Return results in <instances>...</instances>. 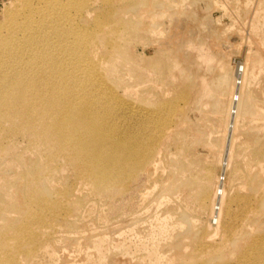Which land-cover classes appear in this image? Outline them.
Listing matches in <instances>:
<instances>
[{
    "label": "rangeland",
    "instance_id": "374dc122",
    "mask_svg": "<svg viewBox=\"0 0 264 264\" xmlns=\"http://www.w3.org/2000/svg\"><path fill=\"white\" fill-rule=\"evenodd\" d=\"M29 1L0 0V32ZM58 1L66 52L0 47V264H264V0ZM53 92L149 164L100 195L9 116Z\"/></svg>",
    "mask_w": 264,
    "mask_h": 264
},
{
    "label": "bare ground",
    "instance_id": "6f19581e",
    "mask_svg": "<svg viewBox=\"0 0 264 264\" xmlns=\"http://www.w3.org/2000/svg\"><path fill=\"white\" fill-rule=\"evenodd\" d=\"M58 4V0H30L9 20L0 32V47L5 58L17 56L18 61L36 64L40 56H51L54 61L53 56L67 51L64 42H67L71 35L62 25L63 19L60 18ZM60 29H63L64 33ZM108 38L111 42L119 39V36L115 31L110 33ZM107 55L112 54L107 52ZM57 63L55 62L54 66ZM94 69L92 66L93 71ZM61 93L53 92L48 102L41 100L42 107L35 112L32 108L39 106H35L33 100L29 101V97L25 95L22 99L28 100L22 104L30 105L11 110L9 116L21 128L33 131L39 139L57 149L67 151L79 169L91 179L100 195L111 188L113 179H122L130 169H142L149 164L151 154H141L136 147L130 150L124 147L113 138V131L107 122L100 118L98 112L88 104L81 103L79 97L73 96L72 93L65 94L66 96ZM119 193L115 189L114 194ZM232 202L235 203L236 198L229 199L228 209ZM255 202L256 207L252 210L255 214L249 216L250 220H256V214L264 207V195L256 197Z\"/></svg>",
    "mask_w": 264,
    "mask_h": 264
}]
</instances>
